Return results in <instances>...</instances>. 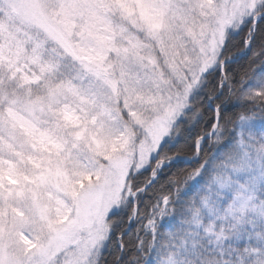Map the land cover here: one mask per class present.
<instances>
[{"label":"snow or ice","instance_id":"1","mask_svg":"<svg viewBox=\"0 0 264 264\" xmlns=\"http://www.w3.org/2000/svg\"><path fill=\"white\" fill-rule=\"evenodd\" d=\"M0 264H264V0H0Z\"/></svg>","mask_w":264,"mask_h":264},{"label":"trees","instance_id":"2","mask_svg":"<svg viewBox=\"0 0 264 264\" xmlns=\"http://www.w3.org/2000/svg\"><path fill=\"white\" fill-rule=\"evenodd\" d=\"M240 40H242V37H239V38H237V42H239ZM241 63H243V64H247V61H241Z\"/></svg>","mask_w":264,"mask_h":264}]
</instances>
